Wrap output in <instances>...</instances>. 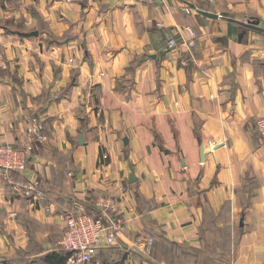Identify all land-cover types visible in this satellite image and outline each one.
<instances>
[{"label":"crops","instance_id":"0c3cea01","mask_svg":"<svg viewBox=\"0 0 264 264\" xmlns=\"http://www.w3.org/2000/svg\"><path fill=\"white\" fill-rule=\"evenodd\" d=\"M251 24L264 0H0V144H24L33 117L47 136L0 174V264H43L73 207L110 197L121 231L90 264H264Z\"/></svg>","mask_w":264,"mask_h":264},{"label":"built area","instance_id":"2783aa9c","mask_svg":"<svg viewBox=\"0 0 264 264\" xmlns=\"http://www.w3.org/2000/svg\"><path fill=\"white\" fill-rule=\"evenodd\" d=\"M67 2H81L83 0H66ZM195 40L194 32L187 27L181 37L182 43L188 48L193 47ZM169 46H176L174 40H169ZM4 65L0 63V68ZM256 131L264 140V117L256 122ZM47 140L43 133V125L38 118L30 120V128L27 131V139L24 144L12 145L0 144V174L3 178L12 173L24 172L33 156L35 145ZM38 186L35 183H27L22 186L24 196L31 192L37 193ZM115 206V198L110 197L98 203L100 215L88 212L81 204H76L73 211L68 213L64 221L63 234L59 246L71 254L67 264H90L102 248H108L115 244V239L121 231L120 222L115 216L107 213V209ZM14 217V213H10ZM145 247L153 244L152 239L145 241Z\"/></svg>","mask_w":264,"mask_h":264},{"label":"trees","instance_id":"16d2710c","mask_svg":"<svg viewBox=\"0 0 264 264\" xmlns=\"http://www.w3.org/2000/svg\"><path fill=\"white\" fill-rule=\"evenodd\" d=\"M69 251L60 248L59 253H50L43 259V264H65L69 255Z\"/></svg>","mask_w":264,"mask_h":264},{"label":"water","instance_id":"95a60500","mask_svg":"<svg viewBox=\"0 0 264 264\" xmlns=\"http://www.w3.org/2000/svg\"><path fill=\"white\" fill-rule=\"evenodd\" d=\"M249 28H251V29L257 31L258 33H261V34L264 35V28H261L260 26H258V24H251V25H249ZM154 57H155V56H153V58H154ZM82 140H83V138L80 139V143H82ZM135 180H136V178L134 177V171H133V169H132V170H131V173H130V175H129V177H128V183L131 184V183H133Z\"/></svg>","mask_w":264,"mask_h":264},{"label":"rangeland","instance_id":"374dc122","mask_svg":"<svg viewBox=\"0 0 264 264\" xmlns=\"http://www.w3.org/2000/svg\"><path fill=\"white\" fill-rule=\"evenodd\" d=\"M175 47V46H174ZM187 47V46H186ZM188 48V47H187ZM0 63L2 64V65H4L2 68H0V69H3V68H5V65H6V63H5V60L0 56ZM261 118H263V117H261ZM261 118H259V119H261ZM258 119V120H259ZM257 120V121H258ZM256 121V122H257ZM255 126H256V123H255ZM255 130H256V128H255ZM257 132V131H256ZM258 134V133H257ZM258 136H259V134H258ZM260 137V136H259ZM263 140V139H262Z\"/></svg>","mask_w":264,"mask_h":264}]
</instances>
